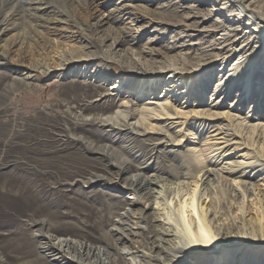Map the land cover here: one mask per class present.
I'll use <instances>...</instances> for the list:
<instances>
[{
  "label": "bare ground",
  "instance_id": "obj_1",
  "mask_svg": "<svg viewBox=\"0 0 264 264\" xmlns=\"http://www.w3.org/2000/svg\"><path fill=\"white\" fill-rule=\"evenodd\" d=\"M11 1L0 0L1 15L4 13V7ZM14 1L16 8L7 13L0 22V29L3 26L0 37L9 30V22L19 11L18 9L25 13L24 16L35 18L34 15L29 14L28 8L25 7L33 4V0ZM64 1L71 3L72 0ZM208 1L213 4V8L207 11L205 8L207 14H201L202 11L198 10L199 12L193 13L192 17L198 19L213 14L221 15L231 7L243 6L244 8V11H238L235 8L237 17H240L235 23L239 26H229V29L227 28L229 33L223 34V37H219L210 44L211 50H218L219 53L215 55L217 57L215 63L222 61L220 65L222 66L223 62L227 63L236 51L243 52L242 57H245L244 60L241 57L239 61H232L228 64L232 74L227 76L226 70L220 76L209 100L212 101L214 96L225 92L227 98L235 95L233 104L243 105L249 102L250 105H254L252 109L257 108L258 112L263 111L264 108L260 105H264V83L259 84L254 91L252 81L259 72L253 70L251 61L258 57L256 47L259 49V42L264 39V18L253 9L254 1L244 7L246 0H227L228 3L226 0H199L202 5H206ZM89 5V1L85 3V9ZM215 6L219 7L216 9ZM35 9L40 11V8ZM117 18L121 19L120 15H117ZM169 20V23L163 21L158 25L178 26L173 22V19ZM244 20L247 21L244 23ZM226 22L230 21L221 22L222 24L219 26L220 21L216 20L215 24L209 26L208 29L202 31L196 29L194 31L197 34L191 33L187 37H199L200 40H205L215 36L221 27L226 28L224 24ZM242 23L243 29H240ZM192 27L194 26L187 27L186 31H192L194 29ZM168 29L169 27L164 30L168 32ZM252 33H255L258 38ZM245 35L248 36L245 37ZM122 43V40H116L106 47L104 41L87 42L83 46L63 52L58 59H54L53 68L60 71L59 94L63 103L57 102L54 107H43L44 109L35 113L32 117L33 127L31 129L33 165L23 167L24 170H13L8 175L9 180L0 183V264H188L192 258H195L196 264H206L211 262V259H215L214 256L220 252L225 255L223 264L230 263L232 259H236L240 255L241 257L247 255L252 260L257 257L264 258V248H262L264 246V206L260 211L261 220L257 218L256 212L251 215V220H253L252 235L233 233L236 232L237 227L234 226V223H225L223 205L220 202L215 204L211 199H208V194H205L208 193V190L205 187L201 191L200 187L198 188L199 182H203L201 187L205 183L202 178H196L193 181L195 189L189 193L191 190L189 188V194H186L182 209L187 215L198 214L205 227L193 224L195 238L186 249H181L174 242L171 246L167 245L168 248L162 246V243L165 242L164 238L172 235L171 225L165 220L149 218L145 213L152 208L147 209L144 205L150 201V197H154L153 194H156L154 210L156 215H160L162 204L158 201L159 197L162 192L168 194L172 190L171 185L165 183L166 179H177L182 176L194 179L195 174L201 172L205 165L212 163V158L205 157L204 160L195 163L184 153L162 151L161 154H157V157L155 156L159 159L154 167L156 174L152 178L147 177L142 170L146 171L151 166L143 165L149 158H152L151 146L154 145L153 141L155 140L151 136H143L147 133L145 128L140 131L143 134L133 133L130 129L128 119L136 116V113L132 112V108L137 105L134 98L127 102L129 103L127 105H130L127 115L120 117L112 112L116 107L115 98L118 93H105L102 84L92 85L68 78L66 71L82 63L94 61L109 62L122 71H136L131 74L146 73L147 70L154 69L155 65L152 63L143 65L144 69L137 63H131L130 66L128 64L118 66L114 63L113 55L116 54V48L122 46ZM38 45L39 42L33 48L36 49ZM181 46L183 45L165 48L163 46L161 49L164 52L160 49L150 50L148 48L142 52L150 57H158L170 49ZM103 47L106 48V51L102 50ZM248 51L249 53H247ZM224 52L229 53L230 56L220 57ZM21 61L22 59L17 55V59L13 62L19 64ZM172 65L169 64L163 70L158 71L161 74L170 72L174 75L165 86L171 90L169 93L174 92L176 88L185 83L184 81L179 84L184 75ZM247 65H250L249 71L244 74ZM242 74H244L243 77ZM3 75L5 73L0 74V83ZM120 79L118 78V80ZM106 80H112V76L111 78L105 76ZM210 85H213L212 82H208L205 86L208 88ZM118 87L117 84L111 91ZM14 88L12 84L5 86L3 88L5 96L12 93ZM127 88H129L127 93L137 97L145 96L149 92L148 87L137 83H132ZM154 89H156L155 86ZM243 89L244 92H242ZM178 91L179 89L176 92ZM234 92L236 93L234 94ZM201 100L203 101L204 98ZM225 101L216 102L213 99L209 106L217 110L224 105ZM150 104L151 102H147L145 105ZM163 105L168 112H173L174 115L178 114L172 104ZM211 108L206 111H192L193 117H200L209 122L220 120L223 117L225 119L228 116V122L233 121V117L230 115L224 116V113L211 111ZM2 110L3 108H0V112ZM192 112L179 114L186 120ZM98 114L103 118L97 122L94 118H84L86 115ZM231 126H233L232 123ZM158 130L160 132H156V135L161 134L162 130ZM219 130H224L222 132L227 136L238 137L229 133L230 129L227 127L222 126ZM10 138L7 137L3 141L5 152L10 148V143L7 141ZM231 140L227 139L225 143L235 145V142L230 143ZM254 141L256 143L262 141V145H264V135L262 137L258 134L255 135ZM245 142L235 145L232 150H238L242 146L249 150V143L246 146ZM171 145H173L172 142ZM256 152L258 163H249L245 166L229 163L230 167L223 168L224 170L221 171L232 176L244 172L240 177L245 179L250 178L249 174L254 171L256 172L252 177L258 175L264 169L263 146H259ZM140 157L143 158L142 160L145 158V161L140 162ZM245 169H249V171L245 173ZM136 170L137 173L133 174L132 172ZM208 172L211 173V171ZM206 173L207 171L204 172V174ZM124 175L129 176L124 179ZM239 183L243 186L240 194L244 196L247 193L246 187L251 184L247 183L246 186V182L240 181ZM154 186L159 188L158 191L154 190ZM234 187L237 190V186ZM119 190L120 192H117ZM124 191L144 193L149 198L142 202L140 201L142 197H139L135 202L128 203L121 196ZM136 205L141 206V209L134 210ZM125 206L128 208L125 209ZM121 211L123 212L121 213ZM133 217H136L135 223H132ZM155 222L163 225L162 231H156L153 224ZM131 224L141 230L142 235L145 236V242L134 240L135 233L132 232ZM168 225L169 227H165ZM221 227L223 230H232L233 232L229 231L224 236H220ZM225 248L231 249L225 250ZM257 248L258 252H253ZM129 261L132 262L129 263ZM212 264L222 263L215 260ZM232 264L235 263L232 261Z\"/></svg>",
  "mask_w": 264,
  "mask_h": 264
},
{
  "label": "rangeland",
  "instance_id": "obj_2",
  "mask_svg": "<svg viewBox=\"0 0 264 264\" xmlns=\"http://www.w3.org/2000/svg\"><path fill=\"white\" fill-rule=\"evenodd\" d=\"M33 1V4L25 7L28 8L29 14L34 15L35 18L24 16L25 13L18 9L19 11L9 22L8 29L10 31L8 30L4 36L0 37V74L5 73L0 83V108H3L0 112V183L8 181V175L13 170H24L23 167L33 165L31 129L33 127L32 117L35 113L40 109L54 107L57 102L63 103V99L59 94L60 71L53 68L54 59H58L63 52L77 46H83L87 42L104 41L107 47L113 41L122 40V46L117 47L116 54L113 55L114 63L118 66L121 64L130 66L131 63H137L143 69V65L152 63L155 65L154 69L152 71L147 70L146 73L131 74L136 71H122L109 62L94 61L82 63L66 71L68 78L92 85L102 84L105 93H118L115 98L116 107L112 112L120 117L127 115V110L130 109L127 102L134 98L137 105L132 108V112L134 111L136 116L128 119L129 127L133 133L137 132L139 134H143L140 131L145 128L147 133L143 136H151L155 140L153 141L154 145L151 146L153 150L152 158H149L143 165L151 166L146 171L142 170L147 177L152 178L156 174L154 167L159 162L156 157L162 151L184 153L195 163L204 160L205 157L212 158V163L205 165L201 172L195 174L194 179L183 176L177 179H166L165 183L171 185L172 190L168 194L162 192L159 197L158 201L162 204L160 215H156L154 210V197H156V194H153L154 197H150V201L144 205L147 209L152 208V210L145 213L149 218L154 217L162 221L165 220L166 223L168 222L171 225L172 235L170 234V236L164 238L166 243L163 242L162 246L168 248L167 245L171 246L174 242L181 249H186L195 238L192 229L193 224H196V226L204 225L198 214L187 215L182 209L183 201L187 197L186 194L192 193V190L195 189L193 181L196 178H202V181L205 182L202 187L201 183L203 184V182L198 183L200 191L205 187L208 190V193H205L208 194V199H211L215 204L220 202L223 205L225 223H234V226L237 227L236 232L223 230L221 227L220 232L222 233H220V236H224L229 231L252 235L253 220H251V215L256 212L257 218L262 219L260 211L264 206V169L254 177L252 176L256 171L249 174L250 178L248 179L240 177L244 172L232 176L221 170L228 169L230 167L229 163L245 166L249 163L259 162L256 151L259 146L264 148V145H262V141L256 143L254 138L257 134L261 137L264 135L262 134L264 133V110L258 112L256 107V109H252L254 105H250L249 102L243 105L233 104L235 95L227 98L225 92L212 98V101L215 99L216 102L225 101L226 99L224 105L217 110L209 106L212 102L209 98L215 86H217L215 83L226 70V75H231L232 72L229 71L228 64L232 61H239L244 54L236 51L227 63L223 62V65L220 66L222 61L215 63L217 58L215 55L219 54L218 50L212 51L210 44L219 37H223V34L229 33V26H239L235 23L239 17H237L235 8L238 11H244L243 6L231 7L221 15L213 14L196 19L192 17L193 13L200 10L202 11L201 14H207L206 11L213 8V4L208 1L206 5H202L199 0H72L71 3L64 0ZM88 1L90 5L85 9V3H88ZM252 1H254L253 9L255 12L264 18V0H246L244 7L251 4ZM218 7L215 6L214 8L217 9ZM13 8H16L14 0L4 7V13L0 14V22ZM35 8H40V11ZM117 15H120L121 19L117 18ZM169 19H173V22L177 23L178 26L158 25L163 21L169 23ZM216 20L220 21L219 26L227 20L230 22L224 23L226 28L221 27L215 36L205 40H200L199 37H187L191 33L197 34L194 31L196 29L197 31L208 29L209 26L215 24ZM154 21L155 23H153ZM245 21L247 20H244V23ZM189 26H194L192 27L194 29L191 28L192 31H186ZM168 27L167 32L164 29ZM240 29H243V23L240 24ZM252 35L258 38L255 33H252ZM260 41V48L256 47L258 57L251 61L253 70L259 72L252 81L254 91L259 84L264 83V39ZM38 42V47L33 48ZM173 45L183 46L170 49L158 57H150L142 52L146 48L162 50L163 46L165 48ZM102 50L106 51V48L103 47ZM162 52L164 51L162 50ZM17 55L22 59L19 64L13 62L17 59ZM167 56L169 57L167 58ZM228 56L230 54L224 52L220 57L226 58ZM244 58L242 57V60ZM169 64H173L172 66L184 75L179 84L185 81L184 85L179 86L172 93H169L171 90L165 88V86L172 80L174 75L170 72L162 74L158 72ZM247 66L244 74L249 71L250 65ZM221 70L222 73H220ZM244 74L241 76L243 77ZM105 76H110V78L112 76V80L105 81ZM118 78L121 79L118 80ZM208 82H212L213 85L207 88L205 85ZM132 83L148 87L149 92L145 96L139 95L138 97L127 93V89H129L127 87ZM11 84L15 88L12 93L5 96L3 88ZM117 84L118 89L111 91ZM154 86L156 89H154ZM177 89H179L178 92H176ZM242 92H244V89ZM202 98H204L203 101ZM147 102H151V104L145 105ZM168 103L173 105V109L178 112L177 115L168 112L164 107L163 104L169 106ZM260 107L264 108V105H260ZM210 108L211 111L224 113V116L230 115L233 117V121L228 122V116L225 119L223 117L220 120L209 122L200 117H193L194 111H206ZM144 109L145 111H143ZM61 110L64 109L61 108ZM188 111L193 112L185 120L179 113ZM84 118H94L97 122L103 116L100 114L86 115ZM155 119L157 121H154ZM231 123L233 126H231ZM222 126L227 127L230 129L228 130L229 133L240 138L227 136L226 133L222 132L224 130H219ZM158 129L162 130L160 135H156ZM7 137H11L7 140L10 143V148L5 152L3 141ZM140 137L142 136L140 135ZM227 139H232L230 143L235 142V145L244 144V141H246V146L249 143L250 149H245L242 146L233 151L235 145L225 143ZM171 142L173 145H171ZM142 159V157L139 158L140 162L145 161V158ZM206 171L207 173L204 174ZM208 171H211V173ZM248 171L249 169H245V173ZM132 173H137V170ZM128 176L124 175L123 178L125 179ZM240 181L246 182V186L247 183L251 184L246 187L247 193L244 196L240 194V190L243 189V186L239 185ZM17 182L19 181L17 180ZM158 186H161V184H158ZM234 186H237V190ZM153 188L155 191L159 189L157 186ZM117 192H120V190ZM121 196L128 203L135 202L139 197H142L140 200L142 202L149 198L144 193L137 194L130 191L122 192ZM182 196H184L183 199ZM127 208L125 206V209ZM139 209H141L139 205L134 207V210ZM135 218L133 217L132 223L136 222ZM153 224L156 231H162L163 225L159 222ZM131 227L133 228L132 232L135 233L134 240L145 242L146 239L141 230L133 224H131ZM165 227H169V225ZM225 228L227 229V227ZM230 249L225 248V250ZM253 252H258V248ZM214 258L206 264H212L215 260H219L222 264L225 262L223 261L225 260L223 252L218 253ZM241 258L244 259L241 260ZM232 261L235 264H264L263 257L252 260L247 255L244 257L240 255L228 264H232ZM131 262L129 261V263ZM188 264H196L195 258H192Z\"/></svg>",
  "mask_w": 264,
  "mask_h": 264
}]
</instances>
